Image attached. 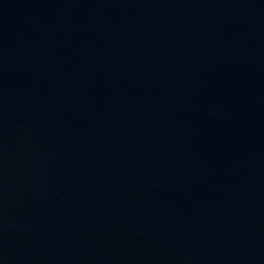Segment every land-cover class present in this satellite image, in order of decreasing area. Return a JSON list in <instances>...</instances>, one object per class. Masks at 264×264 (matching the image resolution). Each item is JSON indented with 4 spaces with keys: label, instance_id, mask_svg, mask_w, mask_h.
<instances>
[{
    "label": "water",
    "instance_id": "95a60500",
    "mask_svg": "<svg viewBox=\"0 0 264 264\" xmlns=\"http://www.w3.org/2000/svg\"><path fill=\"white\" fill-rule=\"evenodd\" d=\"M0 264H264V0H0Z\"/></svg>",
    "mask_w": 264,
    "mask_h": 264
}]
</instances>
